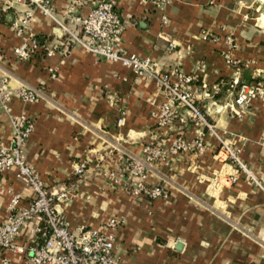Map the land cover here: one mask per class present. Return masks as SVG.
<instances>
[{
	"label": "crops",
	"instance_id": "0c3cea01",
	"mask_svg": "<svg viewBox=\"0 0 264 264\" xmlns=\"http://www.w3.org/2000/svg\"><path fill=\"white\" fill-rule=\"evenodd\" d=\"M48 1L51 17L28 0H0V74L11 89L26 85L42 92L37 101L12 95L6 109L0 105V143L10 142L12 119L33 122L24 158L47 189L75 194L58 207L69 228H92L115 216L116 264H264V194L215 156L218 139L205 128L203 152L168 154L152 164L146 181L162 187L158 198H133L101 175L104 169L122 178L124 160L140 157L144 144L189 141L198 127L182 107H175L171 124L158 126L151 112L165 95L152 78L136 77L119 63L65 43L55 21L66 22L65 12L84 16L99 0ZM261 1L118 0L114 9L123 49L149 58L154 71L169 73L170 81L178 73L190 75L206 120L218 138L240 148V159L264 187V102L252 99L242 109L232 104L240 82L264 81V26L254 15ZM26 11L29 18L18 34L12 22ZM27 36L41 48L18 59L12 48ZM226 36L237 70L223 60ZM42 48L52 53L46 56ZM80 161L85 167L77 176L73 166ZM14 171L0 179V222L7 215L8 190L19 194L18 206L31 199ZM29 238L28 227L22 228L15 243ZM24 258L0 251V264H25Z\"/></svg>",
	"mask_w": 264,
	"mask_h": 264
},
{
	"label": "built area",
	"instance_id": "2783aa9c",
	"mask_svg": "<svg viewBox=\"0 0 264 264\" xmlns=\"http://www.w3.org/2000/svg\"><path fill=\"white\" fill-rule=\"evenodd\" d=\"M117 1L99 0L84 16L65 12L66 22L55 21L63 31L65 43L80 46L105 60L119 63L129 68L136 77L152 78L165 95V100L151 112L158 126L171 124L173 118L177 116L175 107H182L188 111L198 130L191 140L175 137L166 147L144 144L140 157L128 156L124 160L122 178L113 171L104 169L101 170V175L116 190L133 198L150 200L158 198L163 195L162 187L146 181L152 164L164 161L168 154L190 150L203 152L202 138L205 128L218 139L215 156L232 164L237 172L264 194L260 179L240 159V148L218 138L214 125L208 122L201 112L196 103V90L192 87L191 76L178 73L177 80L170 81L169 73L159 74L154 71L149 58L136 56L123 49L119 41L121 23L114 9ZM155 1L156 4L161 5L168 0ZM28 2L37 7L42 14L52 16L48 0H28ZM28 18V11L16 16L12 22L16 33L21 34ZM162 19L164 23L165 20L163 17ZM224 41L226 50L222 53L223 60L225 64L237 70L239 61L232 58L229 53L233 42L229 36H226ZM39 47L41 48L35 38L27 36L12 48V53L18 59H27ZM43 51L46 56L52 53L51 49H43ZM48 71L52 76L53 69L48 68ZM7 82V77L0 74V105L3 109H6V103L12 95L23 102H33L41 98L42 92L39 88L19 85L11 89L7 86ZM252 99L264 102L263 80L240 82L232 104L242 109ZM116 123L121 124L122 118L118 117ZM32 129L33 122L27 118L12 119L10 142L0 143V179L3 172L14 168V178L31 192L30 201L24 206H18L19 194L7 191L9 195L6 205L7 215L0 222V251L25 254V264H116L113 249L118 219L109 215L92 228L79 227L73 230L69 228L58 207L71 202L75 194L65 188L47 189L36 170L24 158L22 147ZM84 167L83 161L75 163L73 173L80 176ZM229 180L234 181L235 177L231 176ZM26 227L30 234L28 242L15 243L20 230ZM2 263H5V260Z\"/></svg>",
	"mask_w": 264,
	"mask_h": 264
},
{
	"label": "rangeland",
	"instance_id": "374dc122",
	"mask_svg": "<svg viewBox=\"0 0 264 264\" xmlns=\"http://www.w3.org/2000/svg\"><path fill=\"white\" fill-rule=\"evenodd\" d=\"M254 15L255 17H257V21L258 17H260L258 22H260V24L264 26V0L261 1L259 7L254 12Z\"/></svg>",
	"mask_w": 264,
	"mask_h": 264
}]
</instances>
